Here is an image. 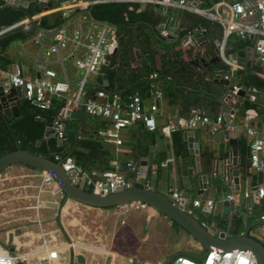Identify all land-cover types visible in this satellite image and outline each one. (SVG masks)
I'll return each instance as SVG.
<instances>
[{"label": "built area", "instance_id": "built-area-1", "mask_svg": "<svg viewBox=\"0 0 264 264\" xmlns=\"http://www.w3.org/2000/svg\"><path fill=\"white\" fill-rule=\"evenodd\" d=\"M150 2L157 3L161 6L173 4L183 10L200 12L204 17L216 22L222 30L220 40L216 41L218 54H220L221 59L227 64L230 61L225 55V49L229 34L235 33L240 38H247L248 36L254 37V52L257 54L261 67L264 70V0H243L229 3L221 0L222 4L225 5V8L220 7V5H215L207 9H200L196 3L192 2V0H152ZM71 10L72 8H70V11ZM62 13L63 16H65L66 11H63ZM42 14L43 13H41V15ZM35 18L36 15H32L10 26L1 27L0 34L18 26L22 27L24 30L28 29L31 25V21ZM90 19H88V22L91 24V27L90 31L87 32L83 31L81 28L80 24L82 23H79L80 27L72 32H69L64 24L55 26L56 33L45 50L46 57H49L54 54H59L62 49H71L68 56L73 58L74 65L78 69L83 70V75L77 81L76 88L71 95H68L70 81L68 78L64 81L55 80L56 72L49 66L47 59H44L40 64V70L43 76L31 79L25 78L19 66L13 68L11 71L8 69L3 70L0 67V76H8L10 83L13 86H22L25 90L24 97L31 100L40 108H45L49 104L48 94H55L65 98L67 106L62 109V111L64 110V113L61 111V116L53 122L56 124V127L54 128L56 138H62L65 135L63 132L65 125L64 121L67 118H71L70 113L72 111L78 110L86 115L98 116L109 120L110 124L107 127L98 129L97 133L99 136L103 137L105 141L115 145H121L123 143L122 130L127 127L139 124L145 130H156L158 126V104L162 98V92L158 85H151L149 90L151 102L148 107L144 105L142 97L137 92L127 97L129 98L128 103H126L125 99L117 93H114L109 98L105 89L96 86L94 91H89L87 96L84 97L89 75L98 74L104 62L107 59L109 60V56L112 55L114 49L120 45L115 26L107 22H99ZM42 38V29L38 30L31 38H29L38 48H40L39 51L43 49ZM188 39H190V37H188ZM39 54L40 53H38V55ZM59 62L62 65L61 59H59ZM232 72L233 69H231L229 73L226 72L223 78H232ZM156 76V73L150 75L151 78H156ZM236 90L237 88L234 86L233 92ZM226 102H228V100H226ZM225 105L226 103H223V106ZM224 111L225 109L223 107L212 117L208 112L195 109L192 110L189 115L167 116L164 132L170 137L171 133L175 130H193L200 125L207 126L208 131L211 134H216L221 130L235 132L236 129L240 127V125L235 122L237 110L231 108L227 113V117H225ZM255 116L256 113L253 110L247 111L241 119V126L246 134L250 136L248 143L250 149V164L256 169V171H259L260 166L263 164L260 153L264 151V124L254 125L252 119ZM54 160L61 161L63 169L68 173V176L74 183L82 187L90 184L91 191L98 194H109L132 185H137L141 179L139 176V170L132 161H128L125 164V168L133 173V177L129 180L125 179L119 171L120 166L117 164H114L116 169L107 170L102 174H97L98 176L96 179L89 178L86 180V177H89L90 175L82 173L70 155L63 157L60 154H55ZM172 160L173 159L165 160L162 162L161 166H166L169 161ZM43 180L44 182H54L58 187L53 176L45 171H43ZM241 196L243 198H252L253 201H258L264 197V185H256L250 189L246 188L240 195H236L235 192L232 191L228 194V199L234 201L237 197L241 198ZM170 197L175 205L185 208L187 197L183 196L181 190L172 189ZM137 203L140 204V202ZM214 206V199L210 198L202 202L201 200L194 198L191 201V208L188 212H193L195 208H199L202 213L207 212L209 215H213ZM248 210L251 211L252 208L249 207ZM260 220L264 221V212L261 214ZM202 224L207 226L205 221H203ZM261 229L264 231V224H262ZM40 232L41 242L38 250L34 252H20V244L18 241H15L13 251L0 242V264H26L28 263V257L36 258L40 264H58L63 248H69L74 252L75 247H84L85 245L73 240L60 242L53 230L45 231L40 229ZM198 248L205 250V248L199 243ZM109 256L111 259L110 264H113L115 254L110 252ZM168 264L259 263L250 250L234 248L232 250L223 251L212 247L209 250H205L203 255L199 257V260L178 253L169 259Z\"/></svg>", "mask_w": 264, "mask_h": 264}, {"label": "crops", "instance_id": "crops-1", "mask_svg": "<svg viewBox=\"0 0 264 264\" xmlns=\"http://www.w3.org/2000/svg\"><path fill=\"white\" fill-rule=\"evenodd\" d=\"M112 1H125V0H112ZM132 1H139L141 3L147 2L144 0H132ZM208 1H212V0H208ZM89 2H96V1L95 0H65V1H62L59 6L56 5V2L53 1L52 5L48 7L50 8V10H47V8L45 7V11H43V13L57 11V10H61L62 12L66 11L65 13L66 21L63 24L66 25L68 31L72 32L73 30L78 29L80 27L79 23H82L80 24L81 28L83 29V31L87 32V31H90V27H91L90 26L91 24H89L88 22V19H90V17L87 14L89 10V6L92 4ZM192 2L196 3L200 9L211 8L215 5H218V6L220 5V7L225 8V5L222 4L221 0H218L217 2L213 3L210 7L204 6V4L210 3V2H202L201 0H192ZM227 2L229 3V1ZM30 3L32 2H29V4ZM33 3H36V2H33ZM4 5H6V2H4ZM15 7H23V6L17 5ZM163 7L168 9V11H170L168 16H170L171 18H174L175 23L174 25L166 29L161 28L160 24L165 20V18H163L162 16V20L157 28H158L159 34L165 38L166 43L165 45H160L159 43L154 44L153 50H154L155 57H154V60H152L151 64L153 63L157 67H160L161 65L160 63L162 62V58H164V56L166 58L167 56H170L171 58L175 56L174 61L175 60L178 61L177 65L181 67L179 72H177V74L178 73L182 74L187 71H194L195 77H197L198 75H202L204 73L206 74V71H208L207 75H205L204 78L211 79L213 80L214 84H217L214 82V80L222 79L225 73L222 72L221 69L216 68V65L213 66L211 70L209 68L211 67L213 63L221 62L222 59H221L220 54L218 53H215L214 55L211 54L212 51L210 50L208 40L204 39L200 32L202 31V25L198 22L199 17L206 18V19L208 18L204 17L200 12H195L191 10H183L180 7L173 5V4H166V5H163ZM70 8H72L71 11H70ZM184 13L186 14V16H184ZM35 15L37 18L41 15V13H36ZM176 24H179L178 30L175 29ZM186 25L194 26V31H188ZM43 30H46V29H42V34H43ZM175 31L179 32V36L175 35ZM197 31L200 32L198 35L196 34L198 33ZM195 35H197V40L192 38ZM168 36H173V37L171 38ZM188 37H190L191 39H188L189 41L185 40ZM247 38L249 42H248L247 47L244 48L242 47L243 39L240 40V37H238L237 34L231 33L228 36V40L226 43V50H228V53L227 54L225 53V55L230 61L228 63V65L230 66L229 67L230 70L233 69V72L231 75L233 77L234 74H236V72L240 70H245V73L249 72L250 68L253 65L254 66L259 65V67L261 68V71L257 74L261 78H264V70L261 67L257 54L254 52L255 39L252 36H248ZM51 41L52 39H49L43 35V38H42V44H43L42 48L43 49L41 51H39L40 48H38L37 45L31 39H26L24 41H21V46L24 50V54H21L19 51L9 52L13 63L11 64L8 70L11 71L13 70V68L19 66L25 78L31 79V78H35L38 76H43L40 70V64L42 63L44 59H47L48 61L49 58H52L50 59L51 61H48V63H49V66L52 67L56 72V77L54 79L64 81L66 80V78H68V80L70 81L68 95H71V93H73V91L76 88L77 81L80 79V77L76 78L75 76L70 75L71 74L70 69H72V67H76L74 65L73 58L68 56L69 51L71 49L70 48L62 49L60 50L59 54H54L49 57H46L45 50L47 49ZM167 45L169 46L168 48L164 47ZM38 53L40 54L38 55ZM116 54H119V56L116 58L118 69L120 70L121 73L123 71L125 74H126L129 64L135 67L140 66L142 61L144 60V56L142 52L140 51L139 47L134 48L133 60H130L128 58L127 53H125V56L121 55L119 52H117ZM122 57L124 58L123 62H121ZM59 59L62 60V65L59 62ZM96 75L97 74H92V78L88 80L86 84V88H85L86 91L84 92V97L87 96V93L89 91H94ZM250 87L251 86H247V89H249ZM244 100L252 102V100L250 99L242 98L240 99L239 108L243 106ZM150 102H151V97L147 93L146 97L143 99V103L146 107H148ZM253 102H256V101H253ZM257 102H261L264 104V101H257ZM235 104H236V99H231V100H228V102H226L225 106H223L222 104L221 108L223 107L224 109L235 108ZM236 110L237 111H236V116H235V122L238 125H240V127L236 129L235 131L236 139L239 140V147L237 148V151H238V155L241 157V162H243L244 164H247V163H250V155L247 156L246 154L250 136L246 134L245 130L241 126V119L247 111H252V110L256 113V116L252 119V122L254 123V125L264 124V118H262V116H259L258 111L255 110L254 108L246 109L244 114H243V110L241 111H238L239 109H236ZM80 112L83 113L82 111ZM176 112H178V109L176 107L170 106L164 98H161L158 104V117H157L158 126L156 130H154L153 132H148L145 129H143L141 125L134 124L122 130L123 143L121 145H115L113 143H110V146L114 154V160H112V163L115 165L117 164L118 166H122L123 163L127 161H133L131 154L135 153L134 148L142 136L147 138L142 148L149 147L148 152L151 151L150 147L153 149L152 164H154V162L156 163L157 161H159L160 166H161L162 162H164L165 160L173 159L172 161H169V163L166 166L164 167L161 166L163 174H161L159 178L158 176L157 177L155 176V173L150 174L149 177L145 179L140 177L141 179L139 180V182L143 183L145 186L148 184L150 188L157 189L161 193L166 190V171L167 170L170 172L169 184L171 182L170 185L172 186V189L181 190L183 192V188L180 187V181H179L180 179L182 180V175H181L182 162H186L188 164L189 178L191 181L193 182L196 181L198 177V173L195 167L194 155L189 153L188 146H187L188 142L184 139V136H183V133L185 130L182 133V139L186 143L187 153L184 156V160L180 164V171L176 169V165L174 163L173 147L171 144V141H172L171 136L170 137L167 136L166 133L164 132V126L167 122L166 121L167 116L178 115ZM0 113L3 114L1 111ZM84 119H85V116L79 125H78V120L74 119L76 120V123H77V129L80 127ZM49 130L50 131L54 130V128H50ZM192 131L194 132L195 141L202 144L204 153L207 151H213L214 153H216L218 151V138H219L218 133L219 132H217L216 134H211L208 131V127L202 126V125L196 127ZM53 132H55V130ZM225 139H226L225 140L226 148L227 147L230 148L231 144L228 142L227 138ZM260 156L262 157V159H264V151L260 153ZM202 162H204L203 159H202ZM152 164L148 165V170ZM135 165L139 169L138 163ZM6 169H10L12 171H25L27 174L29 173V171H33L38 174L40 173V175L43 176V171L37 170L36 168L28 164L21 163V162L12 163L9 166H7ZM206 169H207L206 163H204V165L202 164L201 171L206 170ZM3 171H5V169ZM3 171H1L0 173H2ZM263 171H264V168H263ZM253 172L257 173L258 171H256V169L253 168ZM96 174L98 173L92 172V175H96ZM152 178L159 180L160 183H163L165 186V189L163 190L162 188H158L156 186L153 187L152 180H151ZM257 185H264V180L262 183H259ZM246 188L250 189L251 187L249 184L242 186L238 191L235 192V194L240 195ZM233 190L234 188L232 187L231 191ZM56 196L59 197L60 204H61L60 217L59 219L56 218L58 223L55 226H52L54 221H51L49 223L51 226L49 225L48 226L49 228L48 227L45 228L40 225L41 223H39L40 222L39 221L37 224L38 233H36L37 235L36 237L40 239V236H41L40 229L45 230V231L53 230L56 233L58 241L60 242L73 240L75 242L85 244L84 247L83 246L75 247L74 252H72V250L69 248H63L60 254V258L58 260V264H104L107 260L111 261L110 256H109L110 252H113L115 254L113 264L116 260H118L120 256H122L123 264H133L134 258L140 264H151L147 260L142 262L140 260V254L137 253L136 251H133V252L129 251L126 256H123V255H120L118 250L115 248L117 247V243L122 244L124 241L128 239L139 241L138 239L139 234L140 236L141 235L143 236L141 237V240H146L147 239V234L145 231L146 223L145 224L143 223L147 221L148 219L151 220L153 216H157V214L160 212L154 210L152 207L148 205H145L142 203L138 204L137 202L127 203L123 207L98 208V207H92L89 205L82 204L78 201H75L69 198H65L62 192H60L59 195L56 194ZM186 197L187 198L185 201V208L187 211L191 208V201L194 198L199 199L202 202H204V200L206 199H210V198L214 199L215 206H214L213 215L214 216L219 215L221 217V212H222V207H223L221 193L219 194L215 193L210 188L206 190L204 189L202 193H199V191H196V188H195L194 190L188 191V194ZM238 199L239 197H237L233 201L234 205H236V201H238ZM240 199L243 202L244 198L242 196ZM262 200H264V197L258 201H254V205L251 211H249L248 209H245L244 207L245 205L242 203V214L238 212L236 213L234 212L231 215V220L224 219L227 223V226L228 224L231 225L232 219L235 217L242 219L243 225L245 226L254 224L255 221L260 220V216L264 212V209L260 203ZM79 205H81L82 207H85L86 211L87 210L90 211L97 218L95 220L96 222L92 223L93 230L89 235L82 233L81 231L78 230V228L75 227V225L80 224V220H82V217H76V218L74 217V218L65 219L67 214L71 212L73 213L75 210H77L79 213L82 209L80 208L81 206ZM232 208H233L232 211H234V207ZM120 210H122L121 211L122 216L118 218L116 217V215L119 213ZM124 210L129 211V214L127 215L124 214L126 213ZM252 211H253V215L251 216L250 213ZM196 212H199V214H196ZM131 213L133 214V217L136 218V220L141 219L139 223L138 221H135L134 224L130 222L126 223L128 215H130ZM243 213H244L245 218H243ZM194 214L198 217H204V219L210 218L209 216L205 217L204 214L201 212V209L199 208L194 209ZM111 219H113V224L111 227H109L107 223H109V220ZM37 220L39 219L37 218ZM211 222L212 224L216 225L219 229L222 228L220 225H218L219 222L217 220L212 219ZM262 224H264V221ZM262 224H256V225H259L261 227ZM256 225H253L250 227V234H251V230ZM79 228L83 232L88 230L86 225H84V227H79ZM76 231L77 232L79 231V233H75ZM26 233L28 232L20 233L18 237L20 238L22 235ZM29 235H30L29 240H26L25 242L23 241L20 242L19 240H17V236L12 237L7 232L6 234H4L3 238H2V235L0 236V242L3 245H6L7 242L11 241V243L15 246V241H18L20 244L19 245L20 248L24 249V248L30 247L32 243L33 236L31 233ZM190 240L194 245L198 247V242L196 240H194L192 237L190 238ZM14 246H9L8 248L12 247L14 250ZM182 254H185L190 257L193 256V255H188L186 253H182ZM77 255L83 256L84 259L82 262L80 263L76 262L75 258ZM31 258L34 259V257H31ZM26 264H30V263H26ZM33 264H40V263L35 258V263Z\"/></svg>", "mask_w": 264, "mask_h": 264}, {"label": "trees", "instance_id": "trees-1", "mask_svg": "<svg viewBox=\"0 0 264 264\" xmlns=\"http://www.w3.org/2000/svg\"><path fill=\"white\" fill-rule=\"evenodd\" d=\"M95 1L89 6L88 16L93 20L107 22L116 27L119 44L124 46L130 60L134 58L135 47H139L144 56V60L140 66L135 67L129 64L126 74L123 71L121 73L118 69L116 58L119 54L109 56V65L106 68L110 88L106 91L109 98L114 93H117L125 99L137 92L144 99L151 85L156 84L162 92V98L170 106L178 109V112H176L178 115H189L194 109L204 112H219L223 104L221 97L224 93V87L219 84H214L211 79L204 78L208 71H206V74L204 73L197 77H195L194 71L177 74L181 67L177 65L178 61H174L175 56L173 58L170 56L166 58L164 56L160 67H157L153 63L151 64L155 57L153 50L154 44L159 43L160 45H165L166 43L165 38L159 34L157 28L162 20V14L155 10L154 3H141L132 0ZM201 1L210 2L204 4V6L210 7L218 0ZM47 10H50V8H47ZM43 11H45V5L32 2L27 7H14L4 5L3 0H0V29L1 27L10 26L35 15L36 13H43ZM184 16H186L185 13ZM198 20L202 25V31L200 32L202 37L208 40L210 50L212 51L211 54L218 53L216 41L221 38L222 30L220 26L216 22L206 18L199 17ZM65 21L66 18L63 16L61 10L45 12L31 21L28 29L24 30L18 26L0 34V67L3 70H7L13 63L8 50L13 41H24L31 38L40 29H51L63 24ZM186 27L188 31H194V26L186 25ZM200 32L196 34L198 35ZM242 39V47L246 48L249 42L247 40L248 38H240V40ZM164 47L168 48L169 46ZM225 53L227 54L228 50L225 49ZM215 65L216 68L221 69L224 73L230 70V66L223 60L213 63L209 69L211 70ZM260 71L261 68L259 65H253L249 72L245 73V70L237 71L231 79L232 81H238L240 78L247 86H254L264 92V78H261L257 74ZM152 73L157 74L156 78L150 77ZM48 97L49 104L45 108H40L31 100L23 97L18 100L19 115L17 117L6 118L4 114L0 113V155L21 147L35 154L48 155L52 159H54L55 154H60L63 157L70 155L80 171L89 175H92V172L102 174L104 171L116 169L112 163L114 154L110 142L105 141L97 133L98 129L107 127L110 121L98 116L85 114V119L79 127V134L76 136V120L67 118L64 121L63 132L68 138L69 145H58L55 133L53 132L54 130H48L47 124L53 123L61 116V111L67 106V103L64 97L55 94H48ZM248 108H254L258 111V115L264 118L263 103L244 100L243 106L238 111L243 110L244 114ZM183 131L178 129L171 133L174 163L178 171H180V164L187 153L186 143L182 139ZM146 139V137L142 136L136 144L134 148L135 153L131 154L133 160L136 159L138 161L148 152L149 147L142 148ZM125 164L126 162L120 166L119 171L126 180H129L133 177V173L125 168ZM155 172L158 178L163 174L159 161L154 162L150 166L148 177ZM179 181L180 187L182 188V180L180 179ZM137 185L145 186L141 182H138ZM83 187L91 191L90 184L88 186L84 185ZM220 189L221 186L217 185L218 194L220 193ZM260 203L264 209V200ZM161 214L164 215L163 213ZM209 217L211 220H217L219 222L218 225L223 229L227 228L226 221L219 215H209ZM168 219L172 225L183 229L175 221L170 218ZM245 227L243 220L235 217L232 219L229 232L232 236H237L244 231ZM184 231L189 235L186 230ZM262 243L264 244V242Z\"/></svg>", "mask_w": 264, "mask_h": 264}, {"label": "water", "instance_id": "water-1", "mask_svg": "<svg viewBox=\"0 0 264 264\" xmlns=\"http://www.w3.org/2000/svg\"><path fill=\"white\" fill-rule=\"evenodd\" d=\"M56 2V5H60L62 1L65 0H4L8 6L21 5L27 7L29 2H36L39 5H45L46 8L52 5V2ZM148 2L152 0H146ZM226 1V0H223ZM155 10L162 14L165 20L160 24V27L166 29L175 23V19L171 18L169 15L170 11L163 6L154 3ZM175 29H179V24L175 25ZM56 33V28L51 30H43V35L49 39H53ZM175 35L179 36V32L175 31ZM173 37V36H168ZM192 38L197 40V35ZM191 39V38H190ZM185 40H188L186 38ZM203 44V43H202ZM119 52L121 55L125 56V48L119 45L114 49L112 55ZM124 58L122 57L121 62ZM109 65V60L107 59L103 66L100 68L95 79V86L109 90V82L106 74V68ZM232 76V75H231ZM215 83L222 85L224 87V93L221 97V101L226 103V100L236 99L235 109L240 107V99H250L252 101H264V94L262 90L251 86L247 89L246 84L241 80L232 81L231 78L215 79ZM234 86L237 88L233 92ZM149 94V92H148ZM25 95V90L22 86H13L10 83L8 76H0V111L5 115L6 118L17 117L19 115L18 110V100L23 98ZM125 102H129V98H125ZM231 108H226L224 111L225 117ZM64 113V110L62 111ZM209 115L212 117L215 112L208 111ZM85 113L80 111H72L70 117L78 120V125L84 118ZM56 124L48 123L47 129L55 128ZM79 128L76 131V136H78ZM218 138V151L214 153L213 151L203 152L202 144L198 143L194 139V132L192 130L184 131V139L188 142V151L194 155L195 167L198 173L196 181H191L189 178L188 164L182 162L181 175L183 181V196H187L188 191L194 190L202 191L210 188L213 192L217 193V185L221 186L220 193L222 198V219H230L231 215L235 212L242 214V203L245 205V209L249 207L253 208L254 201L252 198H244L243 202L239 198L236 201V205L233 204L232 200L228 199V194L232 187L233 192L238 191L242 186L247 184L251 188L264 180V159H262V165L257 173L253 172V167L250 163L244 164L241 162V157L238 155L237 148L239 147V140L236 139V132L229 130L219 131ZM225 138L231 144L230 148H226ZM57 144L64 146L69 145L68 138L64 135L62 138H56ZM150 152L145 156H142L139 161L134 159L132 162L134 164L138 163L139 176L143 179L148 178V165L152 164V151L150 147ZM247 156L250 155V149L247 148ZM202 159L204 162H202ZM21 162L28 164L37 170L45 171L53 176L55 182L57 183L60 192L64 194L65 198H69L78 201L82 204L89 205L98 208L107 207H121L130 202H140L145 205L152 207L154 210L163 213L166 217L175 221L184 230H186L189 235L196 240L200 245H202L205 250L210 248H218L223 251L232 250L234 248L247 249L250 250L256 257L259 264H264V244L261 240L252 236L250 234V227L256 224H262L263 221H255L254 224H250L245 227L244 231L237 236H232L229 232L230 224H228L226 229H219L216 225L212 224L210 218H199L196 217L193 212H188L186 208L182 206L175 205L171 200H169L166 195H170L172 191V186L169 184L170 172L166 171V194L159 192L157 189L150 188L149 185L144 187L138 185H132L130 187L123 188L113 193L109 194H98L87 190L86 188L74 183L68 173L63 169L61 161H55L48 155L35 154L27 149L18 147L15 150L8 151L0 155V172L3 171L7 166L12 163ZM206 163L207 169L201 171L202 164ZM155 176H157L155 172ZM96 179V175L86 177L87 179ZM193 183V184H192ZM234 207V211H232ZM205 217H208L207 212H203ZM253 215V211L250 213ZM243 218H245L243 213ZM205 221L207 226H204L202 222ZM13 251V248H9ZM76 262L80 263L83 261L82 255L76 256ZM169 260L165 263L167 264ZM133 264H140L137 260L133 259Z\"/></svg>", "mask_w": 264, "mask_h": 264}, {"label": "rangeland", "instance_id": "rangeland-1", "mask_svg": "<svg viewBox=\"0 0 264 264\" xmlns=\"http://www.w3.org/2000/svg\"><path fill=\"white\" fill-rule=\"evenodd\" d=\"M8 50L9 52L19 51L21 54H24L21 40L13 41ZM50 59L52 58H49L48 61H51ZM70 72V75L76 78H81L83 75V70L76 67H72ZM90 78H92V74L89 75L88 80H90ZM6 168L5 171L0 173V236L2 235L3 238L4 234L8 232L12 237L17 236V240L20 242H25L29 240V234L31 233L33 239L30 247L24 249L20 248L19 251L27 253L34 252L38 250L41 242V240L36 237V233H38V222L40 221V225L45 228L50 225L49 223L51 221H54L52 226L58 223L56 218L59 219L60 217L61 204L56 194L59 195L60 190L54 182H44L43 176H41L40 173L29 171L27 174L25 171H12ZM151 180L153 187L156 186L163 190L165 189L164 184L160 183L159 180L154 178ZM165 192L166 190L162 193L166 194ZM166 197L172 200L170 195H166ZM80 208L82 209L79 213L75 210L73 213L67 214L65 219L82 217L80 224L75 225V227L82 233L89 235L93 230L92 223L96 222L95 220L97 218L90 211H86L85 207L81 206ZM114 208L116 207L114 206ZM121 211L122 210L119 211L116 217L119 218L122 216ZM125 212L124 214H129V211ZM196 214H199V212H196ZM37 218L39 220H37ZM140 220H136L131 213L128 215L126 223L130 222L134 224L135 221L139 223ZM112 224L113 219L109 220V223H107L109 227H111ZM143 224L146 226L145 231L147 239L141 240L143 236L139 234V241L128 239L122 244L117 243L115 249L118 250L120 255L126 256L129 251H136L140 254V260L142 262L147 260L151 264H165L178 253L193 255L191 257L192 259L199 260V257L202 256L205 251L194 245L190 240V235L183 229L172 225L171 221L161 213H158L157 216H153L151 220L148 219ZM84 225L88 228L85 232L79 228L84 227ZM79 231L75 233H79ZM24 232L28 233L19 238L18 235ZM251 235L264 242V231L259 225H256L251 230ZM6 246L9 247L14 245L10 241L7 242ZM28 263H35V258L32 259L28 257ZM104 264H110V261L107 260ZM114 264H123L122 256H120Z\"/></svg>", "mask_w": 264, "mask_h": 264}]
</instances>
